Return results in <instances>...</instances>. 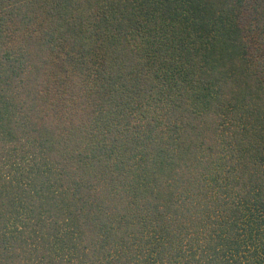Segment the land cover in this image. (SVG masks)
Here are the masks:
<instances>
[{"label":"trees","instance_id":"16d2710c","mask_svg":"<svg viewBox=\"0 0 264 264\" xmlns=\"http://www.w3.org/2000/svg\"><path fill=\"white\" fill-rule=\"evenodd\" d=\"M0 264H264V0H0Z\"/></svg>","mask_w":264,"mask_h":264},{"label":"rangeland","instance_id":"374dc122","mask_svg":"<svg viewBox=\"0 0 264 264\" xmlns=\"http://www.w3.org/2000/svg\"><path fill=\"white\" fill-rule=\"evenodd\" d=\"M252 13H253L252 11L248 10V11L245 13L246 18H251V15H250V14H252ZM244 20H245V19H244Z\"/></svg>","mask_w":264,"mask_h":264}]
</instances>
